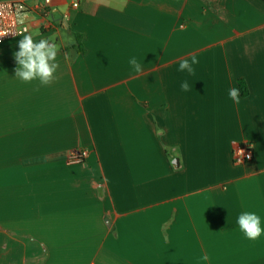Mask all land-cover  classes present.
I'll return each instance as SVG.
<instances>
[{"label": "crops", "instance_id": "obj_1", "mask_svg": "<svg viewBox=\"0 0 264 264\" xmlns=\"http://www.w3.org/2000/svg\"><path fill=\"white\" fill-rule=\"evenodd\" d=\"M28 1L35 40L73 43L47 86L0 45V264H264L237 223L264 228V0Z\"/></svg>", "mask_w": 264, "mask_h": 264}, {"label": "clouds", "instance_id": "obj_2", "mask_svg": "<svg viewBox=\"0 0 264 264\" xmlns=\"http://www.w3.org/2000/svg\"><path fill=\"white\" fill-rule=\"evenodd\" d=\"M8 33H0V37ZM14 35H17L13 33ZM22 39L18 42V51L14 53V58L17 63L15 69V77L25 83L39 81L40 85H50L56 79V72L59 68L57 63V55L61 51L62 46H68L73 41L69 38L67 41L60 40L57 42V36L52 35L46 39L35 40L32 33H19ZM65 59L70 58V53L65 52ZM199 61L196 56H192L190 61L182 59L179 63L178 71L193 73V65ZM129 65L136 73L142 71V66L137 62L135 56L129 59ZM191 85L187 80L180 84L183 92L191 90ZM229 98L240 104L241 95L238 87L229 89ZM162 131V130H161ZM240 231L250 241L258 240L264 234V228L261 227V218L255 212H243L238 216L237 220ZM202 260H207V257H201Z\"/></svg>", "mask_w": 264, "mask_h": 264}, {"label": "built area", "instance_id": "obj_3", "mask_svg": "<svg viewBox=\"0 0 264 264\" xmlns=\"http://www.w3.org/2000/svg\"><path fill=\"white\" fill-rule=\"evenodd\" d=\"M77 7L78 4L73 5ZM48 14L44 5L40 2L32 4L28 0H1L0 1V33H8L0 37V45L21 37L19 33L27 34L29 24L27 15L31 11ZM13 33L17 34L14 35ZM253 150L245 144H236L233 151V160L236 164H245L253 160ZM87 151L72 152L68 161L72 163H83L87 158Z\"/></svg>", "mask_w": 264, "mask_h": 264}, {"label": "trees", "instance_id": "obj_4", "mask_svg": "<svg viewBox=\"0 0 264 264\" xmlns=\"http://www.w3.org/2000/svg\"><path fill=\"white\" fill-rule=\"evenodd\" d=\"M74 37L76 38L77 42H79V37L74 34ZM239 88L241 91L242 96H246L248 94V89L246 87V84L243 81H239Z\"/></svg>", "mask_w": 264, "mask_h": 264}]
</instances>
